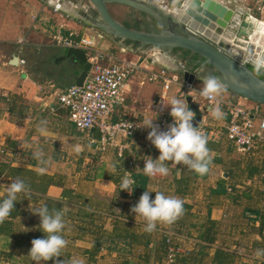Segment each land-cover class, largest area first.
<instances>
[{"label": "crops", "instance_id": "obj_1", "mask_svg": "<svg viewBox=\"0 0 264 264\" xmlns=\"http://www.w3.org/2000/svg\"><path fill=\"white\" fill-rule=\"evenodd\" d=\"M20 1L0 0V87L10 97L0 101V145L6 151L0 157V198L9 184L19 180L25 185L13 206L16 215L0 221V264H36L27 253L30 241L43 237L39 217L31 213L41 206L50 214L61 213L64 228L60 234L65 247L55 261L39 264H70L72 259L81 264H165L168 236L180 250L176 264H264V141L252 153H237L226 136V106L216 103L210 109L205 102L209 162L204 174L165 161L167 175H146L144 161L159 155L146 138L148 134L126 139L121 154L118 147L101 150L99 132H79L56 96L76 84L81 72L77 73V68L82 63L65 55L58 58L62 52L58 49L51 61L61 65L60 69H51V74L43 78L26 70V58L30 63L39 61V54L54 50L49 38L58 22L50 19V11L43 4ZM225 4L230 6L228 1ZM237 10L248 12L244 6ZM126 47L100 49L128 59L123 54ZM15 56L18 63L12 64ZM149 60L142 65L178 71V67ZM200 83L196 82L197 89L202 87ZM162 93L160 83H150L145 72H135L126 83L124 103L116 107L111 119L137 117L155 122L161 117L156 101ZM188 96L173 84L167 98L168 115L173 98L190 107ZM219 96L253 104L226 89ZM217 107L223 113L220 120L212 116L211 110ZM59 108L64 111L57 113ZM53 115L56 117L51 120ZM34 153H39V160ZM130 160L135 165H129ZM129 168L131 177L126 173ZM130 178L132 193L119 191L123 180ZM145 190L152 192L150 199L155 192L179 198L182 214L146 232L145 221L134 219L129 211Z\"/></svg>", "mask_w": 264, "mask_h": 264}, {"label": "built area", "instance_id": "obj_2", "mask_svg": "<svg viewBox=\"0 0 264 264\" xmlns=\"http://www.w3.org/2000/svg\"><path fill=\"white\" fill-rule=\"evenodd\" d=\"M62 28L63 25L60 24L59 29L52 35V39L65 48L76 47L85 50L91 67L82 85L67 86L57 93V100L60 106L66 109L69 120L79 132L88 133L93 129L99 132L98 140L101 150L118 147L121 154L122 149L127 145L126 139L145 136L150 131L143 127L144 122L137 117H121L117 121L111 119L116 107L124 103L126 83L135 72H145L147 81L154 84L160 83L163 87V93L156 101V109L161 117L153 122L158 131L167 130L172 122V118L166 111V105L171 86L177 84L183 89V93L192 96L193 101L198 105L202 120L197 130L203 136L207 135L206 123L203 119V114L207 111L205 105L208 103L206 106L211 109L214 104L220 103L226 106L227 139L237 153H252L258 144L264 141V104L252 101L253 104L249 106L238 101L225 100L226 98L219 95L211 99L202 97L199 95V90L194 87L195 81L189 82L178 71L171 72L164 67L150 68L148 65L143 66V62L113 56L97 47L94 35H78L73 30L65 34ZM22 41L23 39H19V42ZM20 62L24 63V60ZM9 98V93L0 87V101H8ZM195 115L196 113L193 112V116ZM5 152V148L0 145V157ZM133 162L130 160L129 165L133 166ZM129 170L130 168L126 173L128 177H131ZM127 180L132 186L133 179ZM166 244L165 264H176L180 250L175 248L170 236L166 238Z\"/></svg>", "mask_w": 264, "mask_h": 264}, {"label": "clouds", "instance_id": "obj_3", "mask_svg": "<svg viewBox=\"0 0 264 264\" xmlns=\"http://www.w3.org/2000/svg\"><path fill=\"white\" fill-rule=\"evenodd\" d=\"M257 71H264V61H256ZM202 71V69H201ZM196 79L202 84L199 89V95L205 98H213L223 90L220 82L213 76L200 77L197 72H193ZM264 84V82H262ZM169 115L172 122L167 130L158 131L154 126V120H145L144 126L150 129L147 139L158 151L159 155L155 159H147L143 164V172L148 176L167 175L168 167L165 161H171L176 164L186 165L192 171L198 174H204L207 171L208 159L206 147V137L203 136L197 127L193 126V112L186 103L173 98L170 102ZM212 116L216 120L223 118V113L217 107L212 109ZM34 157L39 160V153H34ZM43 163V161H40ZM25 190L22 181L11 183L6 188V194L0 198V221L8 216L13 210L14 203L17 201L19 193ZM119 191L132 193L131 182L124 179L119 186ZM149 191H143L135 205L131 206L129 211L135 217L145 221V231L151 232L157 223H171L183 212L182 200L173 196H165L161 192H155L154 198L150 199ZM33 215L39 217V231L43 234L42 238H35L30 241L31 247L27 255L33 262L55 261L59 257L61 250L65 247V240L60 234L64 228L60 212L49 213L44 206L33 209ZM257 256L260 252L257 251ZM70 264H81L78 259H72Z\"/></svg>", "mask_w": 264, "mask_h": 264}, {"label": "water", "instance_id": "obj_4", "mask_svg": "<svg viewBox=\"0 0 264 264\" xmlns=\"http://www.w3.org/2000/svg\"><path fill=\"white\" fill-rule=\"evenodd\" d=\"M58 1L63 2L64 0ZM89 1L96 6L103 20L102 22L97 21L95 25H99V27L111 32L115 36L131 39L143 45L149 44L157 46L163 50L183 48L192 51L201 57L204 63L209 64L214 68L212 75L215 76L222 87H226L235 95L264 104V84H262L264 79L257 73V71L252 69L247 61H242L243 56L235 55L233 52L225 50L224 47H221L213 39H210L198 30H195L191 25L192 23H188V20L185 21L181 19L182 21H178L177 25L173 26L169 17L162 9L156 8L141 0ZM110 2L123 3L142 9L152 16L160 17L167 21L168 27L157 32H147L128 28L118 22L111 15L107 4ZM211 2L212 0H194L191 2L187 9V12L191 15L190 19L201 23L208 20L207 18L212 17L214 15L213 10L215 9L212 7ZM220 6L222 7V11H229L228 14L231 16V20H237L236 35L237 32L240 31H249L252 32L251 35L249 34L248 36L251 43L257 42L259 44L260 41L264 39V35H260V22L263 20H260V24L257 23L258 25H253L251 22L248 23L245 21L246 17L250 15L247 12L243 10L236 12L227 5V7H223L221 4ZM159 12L161 13V16ZM236 16H238L239 19L235 18ZM181 25L182 32H177L174 28ZM260 45H262V43H260ZM260 45H251L254 46L253 49L257 52L256 56H258V53L263 54L264 52ZM63 49L66 52V57H74L83 64V68L76 79V85H82L91 67V63L87 59L85 50L76 47H64ZM256 59L259 60V58ZM18 60L19 58L15 56L11 60V63L17 64ZM193 72H197L199 75L198 69L184 68L183 70H179V73H182L184 79H187L189 82L198 81ZM187 101L190 105L189 109L196 113V115L193 116L191 123L194 127H198L202 120V116L198 112V105L193 101V97L190 95L187 97Z\"/></svg>", "mask_w": 264, "mask_h": 264}, {"label": "rangeland", "instance_id": "obj_5", "mask_svg": "<svg viewBox=\"0 0 264 264\" xmlns=\"http://www.w3.org/2000/svg\"><path fill=\"white\" fill-rule=\"evenodd\" d=\"M25 1L27 2V4L31 2L35 3L36 1V5L43 4L44 6H46L48 10L50 11V13L47 12L48 15L51 17L50 19H53L54 22H58V24L56 25L57 30L60 27V24L63 25L62 29L76 25L75 31H81V33L83 32L86 34L94 35L97 40V47L100 46L99 48L116 47L118 45L127 46L126 47L127 51L124 52L123 54L128 56V59L136 60L139 63H142L143 61H147L149 57L152 56V54L156 51L155 47L152 45H149V44L143 45L131 39L115 36L111 32H108L102 29L101 27H99V25L91 24L88 20H85L82 17H79V15H77L78 17H73L67 12L66 8L57 7L58 8L57 10V8L55 9L52 5L48 4L47 0H25ZM68 1H71L77 5H80L83 9H85L88 12L90 17L93 18L94 20H97L99 22L103 21L98 9L89 0H68ZM185 1L186 0H163L162 3H167L170 8L173 6L180 8L182 7L181 4L184 5ZM215 1L222 5H227L225 4L227 1L230 2V7L233 10H236V8L239 6L246 7L248 11L247 13L250 15H253V16L248 15L246 17V22L248 23L251 22V24L254 25L255 23H257L258 20L264 21V0H226V1L225 0H215ZM23 5L24 7L28 8V5L26 4H23ZM13 6H15V4ZM108 8H109L111 15L118 22H120L121 24H123L124 26L128 28H132V29L140 30V31H147V32H157L161 29H165L168 27L167 21L161 19L160 17L152 16L151 14L145 12L144 10L132 7L130 5H126V4L118 3V2H110L108 3ZM18 11H20L21 13V10H18ZM160 16H161V13H160ZM216 23H217V27L220 26V29L214 28V31L220 36H222L223 33L226 35L224 31H228L227 28L225 26H221L219 22L217 21ZM181 27L182 25L177 26L174 29L177 32H182ZM57 30H53L52 34H55ZM249 34H250L249 31L247 32L240 31V32H237V36H236V31H235L234 33L235 36L230 41V44L235 47H236L235 44L242 45L241 42H238L235 40L236 38H242L247 41V44L244 45L245 48L243 51L242 61L244 59L245 61H247V63H249V66L251 68L253 67L252 69H254L255 67L254 62L264 61V60H260L262 57H264V54L258 53V56L255 55V58H259V60L253 58L251 54L254 53V49H253L254 46L250 45V42H249L250 40L248 38ZM226 36H227L226 39H228V35ZM49 42L51 45L55 46L54 50H52L51 53L44 51L41 54H39V61L35 60L34 62L30 63V61L25 57L27 60L26 64L24 65L26 70L31 71L33 73V76H35L36 78L46 77L48 74H51L50 73L51 69H60L62 67L55 61H51L52 60L51 56L56 55L57 51H60L58 49H61L62 52H61V55L58 56V58H64V55L66 53L65 50L62 48H58V46L60 45H58L52 38H49ZM226 50L230 51L229 49H226ZM167 52L169 56L175 60L176 65L172 67H178V72L179 70H183L184 68H191V69L196 68V70L198 69L199 73H203L202 77H206L209 75L213 76L212 73L214 72V68L211 65L204 63L202 58L199 57L196 53L183 49V48L168 49ZM82 68H83V65L79 63L78 68H77V73H79ZM254 70H256V67ZM258 72L264 73V71H258ZM196 82L198 81L194 82L195 88H196ZM223 89L228 90L226 87H224ZM61 108L58 109L57 113H62V111H64ZM52 117H56V116L55 115L51 116V120H53ZM73 133H75L76 135L80 134L76 130H74ZM175 248H178V247L176 246Z\"/></svg>", "mask_w": 264, "mask_h": 264}, {"label": "bare ground", "instance_id": "obj_6", "mask_svg": "<svg viewBox=\"0 0 264 264\" xmlns=\"http://www.w3.org/2000/svg\"><path fill=\"white\" fill-rule=\"evenodd\" d=\"M141 1L149 3L156 8L162 9L167 14V16L169 17L171 24L173 26L177 25L178 21L188 20V23H192L191 25L193 26V28L195 30H198L199 32L203 33L205 36L209 37L210 39H213L221 47H224L225 50L229 49L235 55L243 56V51L245 48L244 45L247 44L246 40H244L242 38H236L235 40L238 42H241L242 45L235 44L236 45V47H235V46L230 44V41L235 36L234 33L237 29L236 28L237 20H231L230 19L231 16H229V14H228L229 11H227V12L222 11V7L215 0H212V2H211L212 7L215 9V10H213L214 15L212 17L207 18L208 20L201 22V23H198V22L190 19L191 15H190V13L187 12L189 4L191 2H193L194 0H186L184 2V5H182V7H180V8L174 7V6L170 8L167 3H162L163 0H141ZM52 3L54 5H56L57 7L66 8L67 12L73 17H78L77 15H79V17H82L83 19L88 20L93 25L96 24V22H97V21L91 19L90 15L88 14V12L85 9H83L80 5H77L71 1L64 0L63 2H59L58 0H52ZM222 6L227 7L226 5H222ZM217 7H220V8H217ZM235 18L239 19L238 16H236ZM216 21L219 22V24L221 26H225L227 28V30L229 32L228 31H224V32L226 33V35H228V39H226L227 36L224 33L222 34V36H223L222 37L214 31V28L220 29L219 25H218L219 27H217ZM259 22H260V20L257 21V23H259ZM257 23H255L254 25H258ZM260 23H261L260 35L261 34L264 35V21H262ZM251 33L252 32H250V35H251ZM260 43H262V45H260ZM260 43L258 44L257 42H252V43L250 42V45H260V47L262 48V51H264V39L261 40ZM154 47H155L156 51L152 54V56L149 57V59H151L150 62L156 61V62L163 64L165 66H168V67H172V66L176 65L175 60L169 56L167 50L164 49L165 50L164 51L163 49H161L157 46H154ZM256 54H257V52L254 51V53L251 55L254 56V58H255ZM263 54H264V52H263ZM260 60H264V57H262Z\"/></svg>", "mask_w": 264, "mask_h": 264}, {"label": "trees", "instance_id": "obj_7", "mask_svg": "<svg viewBox=\"0 0 264 264\" xmlns=\"http://www.w3.org/2000/svg\"><path fill=\"white\" fill-rule=\"evenodd\" d=\"M257 71V70H256ZM257 73L264 79V74L260 73L257 71ZM16 207H13V210L10 212V214L8 215L9 217H12L14 215H16ZM167 245V244H166Z\"/></svg>", "mask_w": 264, "mask_h": 264}, {"label": "flooded vegetation", "instance_id": "obj_8", "mask_svg": "<svg viewBox=\"0 0 264 264\" xmlns=\"http://www.w3.org/2000/svg\"><path fill=\"white\" fill-rule=\"evenodd\" d=\"M108 4V3H107ZM109 9V8H108ZM91 19H93V18H91ZM94 20V19H93ZM95 21H97V20H95ZM237 36V35H236ZM253 68V67H252ZM254 69H255V67H254ZM262 74H264V73H262Z\"/></svg>", "mask_w": 264, "mask_h": 264}]
</instances>
